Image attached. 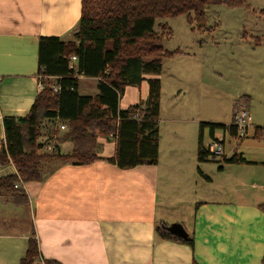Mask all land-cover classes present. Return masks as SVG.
Here are the masks:
<instances>
[{
  "label": "crops",
  "instance_id": "0c3cea01",
  "mask_svg": "<svg viewBox=\"0 0 264 264\" xmlns=\"http://www.w3.org/2000/svg\"><path fill=\"white\" fill-rule=\"evenodd\" d=\"M81 13L82 0H0V148L4 117L26 115L40 91V36L70 40ZM87 79L96 87L84 94H95L97 78ZM148 95L146 79L139 87H126L120 106L145 101ZM252 124L236 136L219 129L213 137L204 129L206 148L213 139L223 142L218 164L213 163L218 158L198 159V141L191 148L175 134L166 144L160 117L156 164L122 169L103 158L87 164L44 163L42 180L19 185L25 202L0 195V264H19L30 237L38 240L39 258L59 264H264V151L240 147L254 135L257 125L250 131ZM227 133L241 139L230 154ZM49 136L43 135L46 142ZM60 142L61 152L72 151L71 142ZM115 151L114 135L98 137L99 156ZM234 154L246 162H227ZM186 205L194 208L188 218L182 210ZM175 222L193 235L194 247L157 233L160 224Z\"/></svg>",
  "mask_w": 264,
  "mask_h": 264
},
{
  "label": "trees",
  "instance_id": "16d2710c",
  "mask_svg": "<svg viewBox=\"0 0 264 264\" xmlns=\"http://www.w3.org/2000/svg\"><path fill=\"white\" fill-rule=\"evenodd\" d=\"M225 4L249 7L247 0H82V13L73 38L40 36L38 46L39 79L42 89L30 111L23 116H5V139L0 148V169L13 167V172L0 174V195H10L16 202H25L26 193L16 184L42 180L44 162L58 159L75 164L91 163L99 158L122 169L142 164H156L160 145V101L162 83L159 77L163 59L175 52L166 50L163 34L156 30L157 19L187 15L191 24L200 28L207 22V6ZM162 30L165 25H160ZM170 33V31H169ZM76 56V60H72ZM147 76H150L147 78ZM81 77L97 78V92L80 91ZM149 83L145 101L122 108L120 98L127 86ZM57 87V90H54ZM250 103L243 95L234 104L231 124L201 122L198 137V159L211 157L204 146V129L214 137L216 130L238 135L235 124L241 108ZM45 121H60L69 130L64 136L44 133ZM48 134L55 138L54 150L43 151L39 140ZM116 138V151L110 157L98 155V137ZM254 138H264V127H255ZM60 141H69L73 149L63 153ZM43 151V152H42ZM229 163H244L239 154L226 158ZM166 239L180 240L194 247V237L179 238L166 224L156 227ZM35 237L28 239L19 264H35L39 258ZM46 264H59L46 260ZM194 264H196L194 262Z\"/></svg>",
  "mask_w": 264,
  "mask_h": 264
},
{
  "label": "rangeland",
  "instance_id": "374dc122",
  "mask_svg": "<svg viewBox=\"0 0 264 264\" xmlns=\"http://www.w3.org/2000/svg\"><path fill=\"white\" fill-rule=\"evenodd\" d=\"M247 2L249 7L208 5L207 22L201 28L189 23L185 14L157 19L156 30L164 36L165 49L175 52L173 57L163 59L159 75L160 127L166 144L177 134L195 148L200 121L231 123L234 104L245 94L250 95V131L256 125H264V0ZM160 25L165 28L162 30ZM89 80H82L81 92L95 90V82ZM44 125V133L50 130L54 136L62 137L69 130L68 125L62 129L60 121H45ZM210 138L206 129L205 142ZM39 140L46 144L43 136ZM237 141L241 139L227 133L226 152L230 154ZM241 146L245 151L256 146L257 152L263 153L264 139L251 135ZM217 158L213 163L221 162V157ZM9 167L0 169V174L13 172L14 168ZM182 210L188 218L194 208L186 205Z\"/></svg>",
  "mask_w": 264,
  "mask_h": 264
},
{
  "label": "built area",
  "instance_id": "2783aa9c",
  "mask_svg": "<svg viewBox=\"0 0 264 264\" xmlns=\"http://www.w3.org/2000/svg\"><path fill=\"white\" fill-rule=\"evenodd\" d=\"M72 60L75 61L76 60V56H72ZM42 87H43L42 83L40 82V90L42 89ZM55 90H57V87L55 88ZM250 121H251V115H250L249 110L247 109V107L241 108L239 114L237 115L236 121H235V124L237 125L238 130L240 132H243L247 128V126H248ZM60 127L62 129H65L66 125L62 124ZM54 141H55L54 137H53V140L48 139L46 144H44L45 151L50 152V151L54 150V148H55ZM207 150L209 151V155L210 156H214L216 158L217 157H221L224 154L223 142L221 140H219V139H213L208 144ZM22 183H23V181L21 180L20 183L16 184V187L19 186ZM39 259H40V262L42 264H46V261H44L42 257H40Z\"/></svg>",
  "mask_w": 264,
  "mask_h": 264
},
{
  "label": "water",
  "instance_id": "95a60500",
  "mask_svg": "<svg viewBox=\"0 0 264 264\" xmlns=\"http://www.w3.org/2000/svg\"><path fill=\"white\" fill-rule=\"evenodd\" d=\"M167 229L179 238L189 237V232L182 223L175 222L167 226Z\"/></svg>",
  "mask_w": 264,
  "mask_h": 264
}]
</instances>
